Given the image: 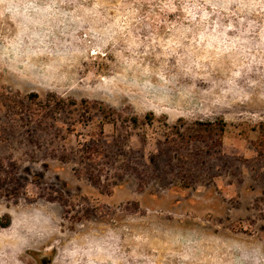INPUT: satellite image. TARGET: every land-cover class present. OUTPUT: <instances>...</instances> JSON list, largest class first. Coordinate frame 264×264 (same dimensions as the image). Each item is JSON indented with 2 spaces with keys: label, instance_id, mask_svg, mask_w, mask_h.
Segmentation results:
<instances>
[{
  "label": "rangeland",
  "instance_id": "1",
  "mask_svg": "<svg viewBox=\"0 0 264 264\" xmlns=\"http://www.w3.org/2000/svg\"><path fill=\"white\" fill-rule=\"evenodd\" d=\"M0 264H264V0H0Z\"/></svg>",
  "mask_w": 264,
  "mask_h": 264
},
{
  "label": "trees",
  "instance_id": "2",
  "mask_svg": "<svg viewBox=\"0 0 264 264\" xmlns=\"http://www.w3.org/2000/svg\"><path fill=\"white\" fill-rule=\"evenodd\" d=\"M9 223H10V218H8V222H7V224H5L4 227H7L9 225Z\"/></svg>",
  "mask_w": 264,
  "mask_h": 264
}]
</instances>
